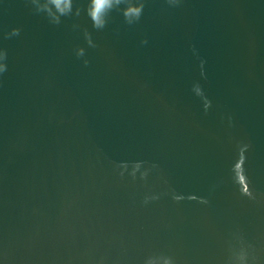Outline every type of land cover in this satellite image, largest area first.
Listing matches in <instances>:
<instances>
[{
	"label": "water",
	"instance_id": "obj_1",
	"mask_svg": "<svg viewBox=\"0 0 264 264\" xmlns=\"http://www.w3.org/2000/svg\"><path fill=\"white\" fill-rule=\"evenodd\" d=\"M90 8L0 0V264H264V0Z\"/></svg>",
	"mask_w": 264,
	"mask_h": 264
},
{
	"label": "clouds",
	"instance_id": "obj_2",
	"mask_svg": "<svg viewBox=\"0 0 264 264\" xmlns=\"http://www.w3.org/2000/svg\"><path fill=\"white\" fill-rule=\"evenodd\" d=\"M116 3L120 4L121 0H116ZM66 5H67V10L70 12L71 11V0H66ZM111 7H112V0H107L103 9L104 8L111 9ZM101 11L99 13L97 12V0H91V8H90V10H88V15L92 19L94 26L97 28H101L104 26L103 21L100 19ZM140 11H141V9H139V8L130 9V10H126L124 12V15H125V17H128L130 12H134L135 15L138 17L140 14ZM4 70H6V69H4Z\"/></svg>",
	"mask_w": 264,
	"mask_h": 264
},
{
	"label": "snow or ice",
	"instance_id": "obj_3",
	"mask_svg": "<svg viewBox=\"0 0 264 264\" xmlns=\"http://www.w3.org/2000/svg\"><path fill=\"white\" fill-rule=\"evenodd\" d=\"M58 2H59V0H58ZM106 2H107V0H97V12L98 13L103 9Z\"/></svg>",
	"mask_w": 264,
	"mask_h": 264
}]
</instances>
